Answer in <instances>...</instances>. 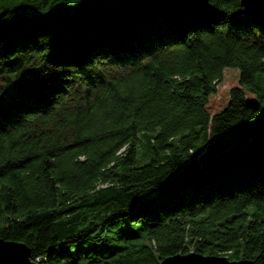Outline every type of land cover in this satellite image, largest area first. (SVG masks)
Returning a JSON list of instances; mask_svg holds the SVG:
<instances>
[{"label": "trees", "instance_id": "trees-1", "mask_svg": "<svg viewBox=\"0 0 264 264\" xmlns=\"http://www.w3.org/2000/svg\"><path fill=\"white\" fill-rule=\"evenodd\" d=\"M207 1L0 0V239L264 264V16Z\"/></svg>", "mask_w": 264, "mask_h": 264}, {"label": "water", "instance_id": "water-1", "mask_svg": "<svg viewBox=\"0 0 264 264\" xmlns=\"http://www.w3.org/2000/svg\"><path fill=\"white\" fill-rule=\"evenodd\" d=\"M130 4L145 3L165 10L210 14L207 0H125ZM241 12L249 16H264V0H238ZM0 264H44L29 259V248L23 243L0 239ZM156 264H252L249 260H228L224 256L201 255L192 251L163 257Z\"/></svg>", "mask_w": 264, "mask_h": 264}, {"label": "rangeland", "instance_id": "rangeland-1", "mask_svg": "<svg viewBox=\"0 0 264 264\" xmlns=\"http://www.w3.org/2000/svg\"><path fill=\"white\" fill-rule=\"evenodd\" d=\"M119 65H117L116 66V71H121V68L120 67H118ZM232 84V82L231 81H226V82H224V84L223 85H231ZM264 84V80H263V82H262V85ZM233 85V84H232ZM214 100V99H213ZM215 101V100H214ZM215 106V103H212V105H211V108H213Z\"/></svg>", "mask_w": 264, "mask_h": 264}]
</instances>
